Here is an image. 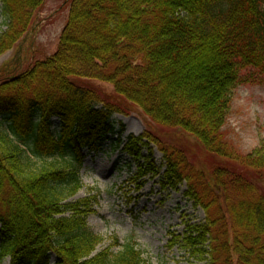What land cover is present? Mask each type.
Listing matches in <instances>:
<instances>
[{
	"label": "trees",
	"instance_id": "16d2710c",
	"mask_svg": "<svg viewBox=\"0 0 264 264\" xmlns=\"http://www.w3.org/2000/svg\"><path fill=\"white\" fill-rule=\"evenodd\" d=\"M46 2L0 0V56ZM66 5L53 55L0 67V262L148 264L133 243L97 252L103 240L86 223L95 198L71 200L80 151L113 137L121 145L113 116L137 109L162 133L127 136L123 153L142 160L147 150L137 177L153 171L152 143L164 183L184 185L204 214L173 245L204 264H264V143L242 152L223 131L234 90L264 81V0Z\"/></svg>",
	"mask_w": 264,
	"mask_h": 264
},
{
	"label": "rangeland",
	"instance_id": "374dc122",
	"mask_svg": "<svg viewBox=\"0 0 264 264\" xmlns=\"http://www.w3.org/2000/svg\"><path fill=\"white\" fill-rule=\"evenodd\" d=\"M67 1L47 0L28 35L0 56V67L12 64L24 70L35 61L53 55L68 19ZM2 22L0 15V24ZM103 87L110 90L107 86ZM113 122L116 129L120 125L124 127L123 143L118 145L116 137H113L93 151H80L84 155L79 173L82 187L71 199L95 198L93 213L87 217L86 223L103 240L96 251L109 248L116 252L117 246L128 242L136 245L148 264H204L172 243L174 237L182 235L188 225L202 222L204 214L184 196V185L171 189L164 183L162 154L158 148L149 144L153 171L141 178L137 177V169L147 164V150L143 151L142 160H135L121 150L128 135L138 137L149 129L159 135L162 133L157 127L149 125L137 109L128 116H113ZM57 124L55 122V127ZM223 131L226 138L242 152H250L264 143V81L245 83L234 90ZM168 135L169 138L174 137ZM114 244L117 245L113 247ZM9 262L5 259L0 264Z\"/></svg>",
	"mask_w": 264,
	"mask_h": 264
}]
</instances>
